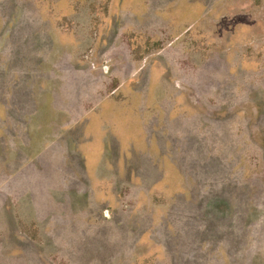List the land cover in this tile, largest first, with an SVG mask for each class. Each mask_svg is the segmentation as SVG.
<instances>
[{"label":"rangeland","instance_id":"1","mask_svg":"<svg viewBox=\"0 0 264 264\" xmlns=\"http://www.w3.org/2000/svg\"><path fill=\"white\" fill-rule=\"evenodd\" d=\"M0 264H264V0H0Z\"/></svg>","mask_w":264,"mask_h":264}]
</instances>
